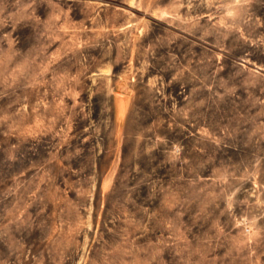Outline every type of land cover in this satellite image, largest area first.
Returning a JSON list of instances; mask_svg holds the SVG:
<instances>
[{
  "label": "rangeland",
  "instance_id": "374dc122",
  "mask_svg": "<svg viewBox=\"0 0 264 264\" xmlns=\"http://www.w3.org/2000/svg\"><path fill=\"white\" fill-rule=\"evenodd\" d=\"M0 264H264V0H0Z\"/></svg>",
  "mask_w": 264,
  "mask_h": 264
}]
</instances>
